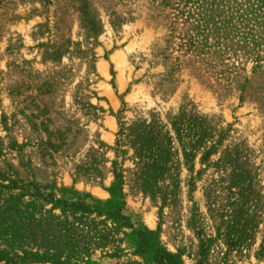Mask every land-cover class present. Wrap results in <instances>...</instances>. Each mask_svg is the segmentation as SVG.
Instances as JSON below:
<instances>
[{
  "label": "rangeland",
  "instance_id": "374dc122",
  "mask_svg": "<svg viewBox=\"0 0 264 264\" xmlns=\"http://www.w3.org/2000/svg\"><path fill=\"white\" fill-rule=\"evenodd\" d=\"M0 264H264V0H0Z\"/></svg>",
  "mask_w": 264,
  "mask_h": 264
}]
</instances>
